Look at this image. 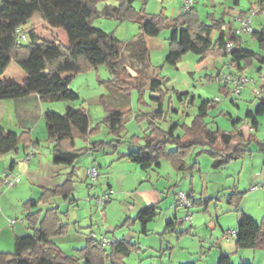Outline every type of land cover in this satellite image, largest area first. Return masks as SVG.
<instances>
[{"label": "rangeland", "instance_id": "374dc122", "mask_svg": "<svg viewBox=\"0 0 264 264\" xmlns=\"http://www.w3.org/2000/svg\"><path fill=\"white\" fill-rule=\"evenodd\" d=\"M71 1L77 5L78 9L70 20L75 23L79 33L83 37H89L94 31H103L113 34L124 42V52L129 62L133 64L134 71L139 72L143 85L131 91L129 100L116 95L110 97V102L115 107H122L124 111V127L118 136L110 132L109 113L102 103V96L109 93L105 81L117 75H112L99 54L96 68L73 78L70 87L79 93L80 98L69 103L76 108H84L96 129L89 137L75 139L76 148L83 152L76 161L77 175L74 183V194L80 203V209L68 204L67 201L54 200L55 203L60 204L61 210L67 211L68 217H71L70 228L74 225V215L77 214L84 233H89L92 228L94 234L90 235L97 240L107 239L108 244L105 248L108 252L112 249L110 242L115 238L127 237L133 241H139L141 247L130 253L125 260L126 264H172L168 254L163 256V251L160 250L161 245L164 249L167 247V253L173 251L174 261L180 259L179 255L186 252L189 257H197L198 264H217L218 256L223 248L224 251L231 252L234 264H242L246 261L264 264V247L238 248L234 240L236 236L229 235V240L223 237L226 232L236 230L241 211L258 220L264 219V150L260 145L264 141V114L257 115L260 122L257 130L251 128L246 116L249 109L256 110L259 103L257 95L264 94V62L254 59L253 63L246 66L244 73L251 81L239 95L234 96L233 85H227L229 91L227 92L225 84L219 80L222 74L233 71L225 65L227 63L225 57L210 55L201 61L199 55L187 53L177 65H171L166 62L169 49L168 37L171 30L165 28L159 36L145 37L150 52V64L144 67L143 63L131 60L129 55L130 51L136 47L134 44L133 48L132 43L137 42V37L141 33L139 24L132 19L122 20L111 17L107 13V6L118 5L120 0H100L97 4L98 14L91 20L87 12L88 8L82 4L81 0ZM222 1L196 0L195 6L202 20L208 23L210 13H214L216 17L222 15L227 7L221 4ZM238 1L240 4H236L237 0H231L228 3L229 6L236 8V14L226 15V19L232 21L235 27L239 25L234 17L237 14L248 13L252 3L258 0ZM182 3V0H134V7L143 14L163 13L173 19L179 16ZM261 10L253 16L252 25L257 30L264 27V5H261ZM31 22L36 25L38 33L44 39L52 40L58 35L62 42L67 43L65 32L44 27L39 13L33 16ZM214 36L218 38V32H215ZM242 36L246 48L264 56V47L258 41L248 33ZM8 77L13 79L16 89L23 86L25 73L19 65L14 66ZM161 80L164 81L163 90L166 92L165 117L157 120V125L168 129L172 123L178 122L176 134L182 135L186 131L184 125L192 124L201 101L213 99L217 106L215 105L205 118L208 127L225 132L244 130L247 136L244 145L249 151L241 153L242 155L238 158H233L218 168L212 166V158L205 150L210 149L207 145H197L187 157L189 164L198 162L193 169L178 170L170 159L163 157L161 167L151 171L150 176L159 183L160 187L163 185L170 187V194L160 202V213L146 222L147 231L144 232V224L136 220L141 210H139L140 203L133 187L146 177V173L137 169V165L126 158L117 160L121 152L127 153L138 148L127 142L119 144L116 140H133V136L143 137L151 131L152 112L158 107L157 101L152 96L160 94L159 90H154L153 82L159 83ZM63 87L58 81L47 92ZM179 92L184 94L183 100L179 99ZM238 118L241 121L234 126L233 120ZM44 132L45 135L42 136ZM36 133L42 137V149L49 151L52 144L48 140L45 119H42L36 128ZM100 140L106 142L103 147L96 150L89 148L93 142ZM112 140L114 142H111ZM113 144L117 147H113ZM170 148L174 149L175 145H171ZM92 166H96L99 170L96 181H92L86 174L87 168ZM158 173L161 175L159 178ZM109 175L110 180L116 186L118 185L117 187L133 185L130 192L123 193L117 189H108ZM21 182L22 178L17 184ZM253 186L256 187L252 188ZM110 190H113V194L109 202L99 205L97 199ZM192 190L195 191L193 194L196 198L192 207L188 209L178 205L177 193L180 191L189 193ZM206 191L212 198L207 204H198L197 199L201 197L200 194ZM189 211L193 213L192 220L179 223L178 219L185 217ZM88 215H92L97 220L92 227L87 226L90 222ZM128 215H133L134 224L127 225ZM190 225L192 229L187 231ZM70 228L68 233L61 235L68 240H59L58 243L66 253L74 254L80 249L77 247L85 245L87 241L84 239L83 244H80L77 240L71 239L73 230ZM130 232H135L134 238L131 237ZM211 233L213 237H210Z\"/></svg>", "mask_w": 264, "mask_h": 264}, {"label": "trees", "instance_id": "16d2710c", "mask_svg": "<svg viewBox=\"0 0 264 264\" xmlns=\"http://www.w3.org/2000/svg\"><path fill=\"white\" fill-rule=\"evenodd\" d=\"M99 1L81 0L89 10H87L89 20L98 14ZM258 3L264 5V0L252 3L251 9L255 8ZM77 9V5L71 0H0V53L20 62L26 74L24 84L30 94L47 91L59 81L64 87L43 94L42 98L68 102L80 98L79 93L70 87L73 78L96 68L100 54L112 75H117L105 81L109 93L102 96V103L109 113L110 132L120 136L124 127V111L122 107H115L110 102V97L116 95L129 100L131 91L143 85L141 76L138 71H134L133 64L129 62L124 52V42L116 36L103 31H94L89 37H83L79 33L75 23L70 20ZM233 9L234 7L227 6L219 17H216L214 13L208 14L210 19L208 23L202 20L196 6L170 19L163 13L143 14L134 7V0H120L118 5H108L107 13L118 19L134 20L146 37L159 36L165 28L171 30L166 57V62L171 65H177L187 53H194L200 56L201 61L210 55L227 57L230 66L235 67L239 72H244L246 66L253 63L254 59L264 62V56L246 48L243 36L236 34L232 25L226 29L231 23L226 19V15L232 14ZM36 13L41 15L50 29L63 30L67 43L62 42L58 35L52 40L39 36L31 22ZM18 29L27 34L26 42H17ZM215 32H218V38L214 37ZM251 37L264 47V27L260 30L253 28ZM8 40L11 44L7 48ZM229 44L232 45L230 50L228 49ZM129 55L131 60L143 63L144 67L150 64L149 48L143 39L136 42V47L130 51ZM163 84L162 80L159 83L153 82L155 90H159L160 94L152 96L157 101L158 107L152 112L151 131L143 137L133 136L132 139L137 142L116 140L119 144L127 142L138 148L127 153L121 152L120 159L126 158L141 169L148 170L160 166L163 157H167L176 169L188 170L197 165V162L187 164L186 159L199 144L210 147L205 150L210 154L215 168L249 151L244 145L247 136L242 129L225 132L208 127L205 118L216 105L213 99L201 101L192 124L184 125L186 131L182 135L176 134L178 122L172 123L168 129L157 125V120L165 117L166 92L163 90ZM224 87L227 89V84ZM227 92H229L228 89ZM182 95L184 94L178 93L180 100L184 99ZM257 96L259 103L256 110L249 109L246 113L251 128L254 130L259 128L260 122L257 115L264 114V94ZM45 120L48 140L52 144V161L56 165L69 167L70 171L66 174V179L62 184L42 188V194L38 200L30 199L24 203L27 211L25 220L33 232L30 235L16 237L12 252H0V264H105L106 262L126 264L125 260L130 253L134 249H139L137 243L118 239L111 242L112 249L108 252L101 245L100 240L90 235L86 239V244L77 250L78 253L68 254L53 240L54 237L68 233L70 223L68 212H63L60 205L53 204L52 201L61 198L69 204H74L78 200L73 196L77 175L75 165L83 152L76 148L75 139L89 137L96 127L91 126L89 114L84 108L74 106H68L64 113L48 110L45 113ZM240 121L239 118L234 119V126ZM20 144L26 148H36L41 145V142L34 141L29 130L19 133L0 126V156L12 150H18ZM105 144L106 142L101 140L95 141L89 148L96 150ZM171 145H175V148L171 149ZM260 145L264 150V141ZM113 147L117 146L113 144ZM42 205L47 207L43 209ZM159 210V206L153 204L139 212L136 220L144 224V232L147 231L146 222L160 213ZM236 245L238 248L264 247V219L258 221L248 213L241 211L236 228ZM181 264H197V262ZM217 264H234L231 253L222 252ZM242 264L253 263L246 261Z\"/></svg>", "mask_w": 264, "mask_h": 264}, {"label": "crops", "instance_id": "0c3cea01", "mask_svg": "<svg viewBox=\"0 0 264 264\" xmlns=\"http://www.w3.org/2000/svg\"><path fill=\"white\" fill-rule=\"evenodd\" d=\"M230 2L231 0H223L221 4L229 6L228 3ZM237 4H240L239 1ZM232 12H233L232 14H236L237 12L236 8H234ZM230 22L231 23L226 27V29H228V27L232 25V21ZM43 25L44 27L50 29V27L47 26L44 23V21H43ZM34 26L36 28L35 24ZM38 35L41 36L39 33ZM145 37L146 36L140 33L137 37V41L140 39L145 40L146 39ZM10 44L11 42L8 40L6 42V47L8 48ZM132 44L133 47L134 44H136V42ZM226 60L227 63L225 65L230 67L232 70H236L235 67L230 66L228 64L229 58L226 57ZM17 65H19V67L23 69L20 62L13 60L12 58H7L0 53V126L6 130H11L19 133L23 132L24 130H29L32 139L34 141H40L41 145L36 148H26L24 147L23 144H20L18 150H12L0 156V252H12L14 250L16 237L32 234L30 233L32 230L29 227L27 221L25 220L27 211L24 208V203L30 199L38 200L42 194V188L53 187L62 184L66 179V174L70 171V168L65 165H56L53 163L51 149L49 148L50 149L49 151L47 150L45 151L44 149H42V142H43L42 137H40L41 135H38L36 133V128L42 122V119H45L46 111L53 110L59 113H64L68 106H73V105H71L68 101H51V100L43 99L42 95L46 94L47 91H43L40 94H30L27 91L24 84L25 77L23 78V86L22 87L20 86L19 89H16L13 83V79H10L8 77V74L11 70H13L14 66L16 67ZM91 126L93 127L92 122H91ZM43 135H45V132L42 134V136ZM32 150L33 153L32 155L29 156ZM27 157H29L28 160H26ZM118 159L120 158L118 157L117 160ZM161 165H162V161H161ZM161 165L148 170H143L137 165L136 166L137 169H140V171H144L146 173V177H144L143 180L140 181V183L134 185V187L133 185L130 186L121 185L120 187H117L118 185L116 186L115 183H113L110 180V175H109L107 181L108 189H113V190L117 189L122 191L123 193H126V192H130L131 188L133 187L137 195L136 198L139 200L140 203L138 205L139 210H142L147 206L153 204H157L160 208V202L164 198L168 197V194H170L171 189H169L170 187H168L167 185H163V187H160L159 183H157L156 180L151 178L150 172L160 168ZM98 167L100 168L101 165L99 164ZM5 171H9L14 173L15 175H19L22 178V182L13 187L5 186L2 181V174ZM158 175H159L157 176L158 178L161 177L159 173ZM176 185H178V183H176ZM193 190L190 193L193 194L195 192ZM73 196H75V194H73ZM200 196L201 197L197 199L198 204L199 203L207 204L208 200L212 198V196H210L208 191L202 192ZM56 199L62 200L61 198H56ZM54 200L52 201L53 204L60 205L58 203H55L56 201ZM195 202L196 201H194V203ZM71 205L77 206L80 209L79 207L80 203L78 202V200L76 203ZM41 207L45 209L47 206L42 205ZM132 216L128 215L126 221L127 225H130V223L131 224L135 223L132 222L133 221ZM74 217H75L74 225L70 228L73 230L71 234V239L77 240L78 243L83 244L84 239H87L90 234H94V232L92 231L93 229L91 227L94 225V223L97 220L92 215H88V217H90V222L87 226L90 225L91 230L89 231V233H84L82 231L83 227L82 225H80L81 224L80 219L79 217H77V214H75ZM70 218H69V223L71 226L72 222L70 221ZM255 219L258 220L257 218ZM78 228H80L81 230H79ZM190 228L192 229V225H190L187 231H189ZM194 230H196V228ZM130 234L131 237L134 238L135 232H130ZM212 235L213 233L210 234V237ZM230 236L226 234L223 235V237L226 238V240H229ZM118 239H125L127 241L137 243L141 247V243L139 241L136 242L133 241V239H129L127 237L115 238L112 241ZM53 240L59 245L58 243L59 240H68V239L64 238V236L62 237L57 236L54 237ZM234 240L236 243V237ZM83 246L84 244L81 247H77V248H82ZM166 248L164 249L163 246L161 245L160 250L163 251V256H166L167 254L169 255V259L171 260L172 264L173 263L181 264L191 261H196L198 264V258L189 257V255L186 252L184 254L182 253L181 255H179L181 256L180 259L174 261L173 251L167 253ZM222 252L231 253L229 251H224L223 248L221 249V253ZM218 259H217V263H218Z\"/></svg>", "mask_w": 264, "mask_h": 264}, {"label": "built area", "instance_id": "2783aa9c", "mask_svg": "<svg viewBox=\"0 0 264 264\" xmlns=\"http://www.w3.org/2000/svg\"><path fill=\"white\" fill-rule=\"evenodd\" d=\"M182 2L183 3L181 6L180 13L190 10L191 7L195 6L196 4V0H182ZM260 11H261V4L258 3L257 6L255 8L250 9L248 13L242 14V15L237 14L234 18H235V22L238 23L239 27L238 26L235 27V25L232 24L236 34L242 35L244 33H248L249 35H251V33L253 32V25H252L253 16L258 14ZM16 34H17L18 43H23L28 40V36L23 30L18 29ZM231 47L232 45L229 44L228 49L230 50ZM219 80H221L224 84L233 85V95L234 96L239 95L242 89L246 86V84H248L251 81L249 77L245 75L244 72H239L237 70H233V71H230L229 73L222 74L219 77ZM30 155H32V151L29 154V156ZM28 158L29 157H27L26 160H28ZM86 174H87V177H89L92 181H96L99 176V170L96 166H92V167L87 168ZM20 178L21 177L19 175H15L14 173L9 172V171H5L2 174L3 184L7 187L15 186L20 181ZM255 187L256 186H253L252 188H255ZM112 194H113V190L106 192L103 196L97 199V203L99 205H102L103 203L107 202L111 198ZM194 201H195V196L194 194L190 192L185 193L183 191H180L179 193H177V202H178V205L180 206H184L189 209L190 207H192V204L194 203ZM192 216H193V213L189 211L185 217L178 219V222L185 223L186 221H190L192 220ZM225 234L228 236L229 235L236 236V230L226 232ZM100 242L103 247H106L108 244V241L106 238L100 240Z\"/></svg>", "mask_w": 264, "mask_h": 264}]
</instances>
